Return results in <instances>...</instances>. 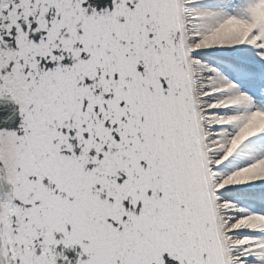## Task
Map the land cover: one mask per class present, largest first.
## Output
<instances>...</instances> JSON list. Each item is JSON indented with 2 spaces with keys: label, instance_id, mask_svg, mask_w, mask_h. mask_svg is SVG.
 <instances>
[{
  "label": "snow or ice",
  "instance_id": "1",
  "mask_svg": "<svg viewBox=\"0 0 264 264\" xmlns=\"http://www.w3.org/2000/svg\"><path fill=\"white\" fill-rule=\"evenodd\" d=\"M0 264H264V0H0Z\"/></svg>",
  "mask_w": 264,
  "mask_h": 264
}]
</instances>
